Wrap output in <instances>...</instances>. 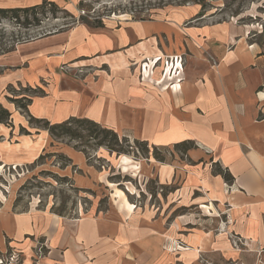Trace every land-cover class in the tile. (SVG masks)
Wrapping results in <instances>:
<instances>
[{
	"label": "crops",
	"instance_id": "crops-1",
	"mask_svg": "<svg viewBox=\"0 0 264 264\" xmlns=\"http://www.w3.org/2000/svg\"><path fill=\"white\" fill-rule=\"evenodd\" d=\"M45 1L69 11L83 0H0V9ZM201 11L174 7L102 29L79 23L0 55V101L9 87H40L29 106L36 119H89L154 148L193 142L187 165L158 174L162 183L181 179L178 201L198 212L155 217L114 201L64 219L15 212L12 200L0 206V250L19 251L24 264H264V51L242 27ZM9 103L0 163L20 167L53 140L46 130L17 133L28 117ZM74 151L73 162L99 173Z\"/></svg>",
	"mask_w": 264,
	"mask_h": 264
},
{
	"label": "rangeland",
	"instance_id": "rangeland-1",
	"mask_svg": "<svg viewBox=\"0 0 264 264\" xmlns=\"http://www.w3.org/2000/svg\"><path fill=\"white\" fill-rule=\"evenodd\" d=\"M189 5H199L202 9L205 7V11H201L203 15L214 14L209 21H231L242 27L247 36L264 51V0H84L75 8L69 9V12L59 11L54 14L47 11L44 16L40 14L41 24L33 23L29 29L19 27L15 21L1 20L0 45L12 44L15 37H39L57 30L68 23L67 13L93 24L97 20L106 23L124 18L153 19L171 8ZM32 19L33 17H30V20ZM78 22L76 24H79ZM166 69H171V65L168 64ZM4 70L0 67V74ZM144 70L148 75L149 70L146 67ZM15 87L19 90L18 86ZM25 88L27 87H21ZM2 103L10 104L5 98H2ZM27 128L32 135H35L37 130H45L29 124ZM2 129L3 127H0V135L4 133ZM17 133H20V129ZM4 139V136H0V143H3ZM124 145L127 153L123 155L110 154L105 148L98 151L90 148L89 162L97 168V174L85 164L79 165L77 158L74 162L69 158V155L72 158L76 156L74 143L55 140L53 147L49 146L44 154L47 155L45 160L37 158L36 161L20 167L0 163V206L2 202L13 200L15 212L53 214L64 219H78L106 212L111 203L115 202L122 209L128 210L126 206L131 204L133 208L144 210L155 217L172 213L183 215L188 214L190 210L198 212L188 204L183 205L178 201L181 179L162 183L158 174L159 170L164 171L166 167H179L189 163L188 148L148 146V154L147 147L141 142L130 139ZM83 186L91 188L94 192L79 189ZM0 264H24V258L17 250H0Z\"/></svg>",
	"mask_w": 264,
	"mask_h": 264
},
{
	"label": "trees",
	"instance_id": "trees-1",
	"mask_svg": "<svg viewBox=\"0 0 264 264\" xmlns=\"http://www.w3.org/2000/svg\"><path fill=\"white\" fill-rule=\"evenodd\" d=\"M81 1L79 4H81ZM200 4V3H199ZM47 11H51L56 14L59 11L69 12L66 9L59 7L58 5L50 2H43L41 5L28 7V8H13V9H0V22L1 20H10L15 21V24L19 27H25L27 29L31 28L33 23L41 24L42 20L39 19V15L43 16ZM202 11H205V7H203ZM68 23H65L61 28L53 31H49L47 33L42 34L37 37H15L13 39V43L10 45L1 44L0 45V55H5L13 52L19 44L31 41L36 38L46 37L53 35L58 32H62L76 25L78 23H83L89 26L92 29H102L104 28V23L102 21L97 20V22L91 24L89 21H85L84 18H77L72 13H67ZM203 16V12L199 14ZM30 17H33L30 20ZM18 43V44H17ZM17 44V45H16ZM9 95H6V99L14 103L23 114L26 115L29 119V125H37L41 128L45 129L49 132L51 138L55 141L67 142L68 144L74 143V149L77 151L83 152L87 159L91 158L89 154L90 148L94 151H98L100 149H107L110 154L117 153L118 155H123L127 153L125 149L124 143H128L129 139L121 138L116 132L101 126L100 124L89 120V119H80V118H70L69 120L59 123L52 124L47 120L36 119L29 113V106L32 104L33 98L37 96H42L45 94L44 90L40 87L32 88L27 87L25 89L17 90L13 87H9L7 89ZM0 125H5L7 127H13V119L12 113L4 106V104L0 101ZM42 125V126H41ZM20 133L22 135H31V131L26 127L20 128ZM139 142V141H137ZM144 146H146V152L149 154L150 150L148 148V144L141 142ZM129 146H131L129 144ZM189 146V147H187ZM176 147H186L187 151L194 148L193 142H185L183 144L176 145ZM51 156H56V154H49ZM61 156V155H60ZM59 156V157H60ZM47 155H41L40 160H45ZM101 161V159H98ZM224 179L228 182L231 181L228 173H225L219 170ZM16 206V205H15Z\"/></svg>",
	"mask_w": 264,
	"mask_h": 264
}]
</instances>
